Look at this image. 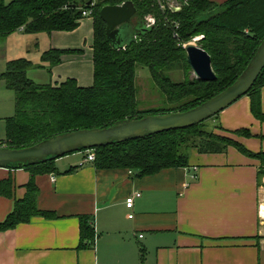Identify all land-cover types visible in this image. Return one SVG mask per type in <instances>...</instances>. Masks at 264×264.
Masks as SVG:
<instances>
[{"label":"trees","instance_id":"16d2710c","mask_svg":"<svg viewBox=\"0 0 264 264\" xmlns=\"http://www.w3.org/2000/svg\"><path fill=\"white\" fill-rule=\"evenodd\" d=\"M131 1L136 9L128 23L132 30L122 49L107 39L105 24L99 17L104 6H118ZM93 82L81 87L74 79L53 86L36 83L27 73L35 66L22 57L8 61L0 80L14 94V114L5 119V138L0 147L21 149L54 136L82 129L106 128L113 124L147 115L190 110L230 86L241 74L264 39V0H194L181 5L179 11L162 12L154 0H94ZM87 0H0V38L18 30L25 35L71 32L83 19L81 11ZM218 6L221 11L212 13ZM211 13L208 18L203 15ZM152 15L155 25L146 28L144 17ZM176 34V36H174ZM202 36L197 46L210 58L214 81L189 79L191 71L183 46ZM81 50L49 49L41 54L47 72L62 63V57L80 55ZM145 68L149 79L163 96V106L139 109L137 70ZM182 72L183 79L175 76ZM264 69L246 93L252 116L264 123L261 89ZM217 115L189 128L171 130L93 149L96 169H123L136 177L151 176L165 169L188 168L192 150L198 154H223L228 148L259 162L258 184L264 177V152L251 153L240 143L214 133L224 130L216 124ZM239 138L254 137L248 130L227 131ZM263 139L262 137H260ZM85 152V151H84ZM56 159L25 169L30 173L24 198L14 200L11 212L0 222V232L32 218L55 219L50 211L37 207L38 189L35 175L56 172ZM11 180L0 181V196L12 198ZM79 248L90 247L94 230L88 217H79Z\"/></svg>","mask_w":264,"mask_h":264},{"label":"crops","instance_id":"0c3cea01","mask_svg":"<svg viewBox=\"0 0 264 264\" xmlns=\"http://www.w3.org/2000/svg\"><path fill=\"white\" fill-rule=\"evenodd\" d=\"M92 29L90 17L71 32L41 36L25 35L20 29L0 38L4 47L12 36L18 37L12 41L35 39L43 44L29 59L24 57L31 51L25 43L23 55L15 51L17 44L3 48L0 74L8 61L23 56L44 66L29 70L28 77L33 73L39 82L53 86L74 79L79 86L90 87ZM49 49L82 54L62 57V63L47 72L40 57ZM0 96L6 101L13 98L14 104V94L5 85ZM261 109L264 113V87ZM12 116L6 113L0 119ZM215 123L230 132L248 130L254 137L235 140L251 153L264 152V123L252 116L247 96L221 111ZM85 157L86 152L68 154L55 160V173L34 176L38 209L53 212L56 218L35 217L0 232V264H264V179L258 184L256 159L234 148L211 155L192 150L188 168L136 177L123 169H96ZM7 179L13 185L12 198L0 196V222L14 200L24 198L30 173L0 168V181ZM134 193L140 196L127 208L125 200ZM80 216L88 217L94 230L90 247H78Z\"/></svg>","mask_w":264,"mask_h":264},{"label":"water","instance_id":"95a60500","mask_svg":"<svg viewBox=\"0 0 264 264\" xmlns=\"http://www.w3.org/2000/svg\"><path fill=\"white\" fill-rule=\"evenodd\" d=\"M90 3L91 0L85 4V7H88ZM168 9L176 12L180 8L168 5ZM135 13L136 9L131 1L118 6H104L99 11V17L105 24L106 37L116 48L122 49L124 47L121 31L128 27V23ZM183 49L187 64L195 79L206 82L216 80L210 58L205 51L193 43L185 44ZM263 69L264 39L260 42L247 66L230 86L190 110L147 115L140 119L120 121L106 128L76 130L21 149L0 147V168L22 169L71 153L84 152L114 143L141 139L149 135L198 125L245 96Z\"/></svg>","mask_w":264,"mask_h":264},{"label":"rangeland","instance_id":"374dc122","mask_svg":"<svg viewBox=\"0 0 264 264\" xmlns=\"http://www.w3.org/2000/svg\"><path fill=\"white\" fill-rule=\"evenodd\" d=\"M214 1L217 4H221L225 0H214ZM9 2H11V0H4L5 4H8ZM221 9H222V7L218 6L212 13H217V12L221 11ZM209 15H211V13L203 15L201 18L206 19L209 17ZM88 18H90V17H88ZM131 35H132V30L130 27H125L121 31V37L123 40L129 39L131 37ZM41 36H45V35L41 34ZM24 37H25V35H24ZM199 37L202 38V36H198L195 38H199ZM13 38H18V37L12 36L11 39H9L7 41V43L5 44V47H4V45L0 46V54L3 52V48L8 49L10 46H13V45L15 46V44H17V46H16L17 48L15 49V51H18L20 53L19 55H23V53H24L23 48H24V43H25L26 47H28V49H31V51L29 52L30 54H27V53L24 54V57H26V58L28 57V59H29V57L35 56L37 49H41L43 46V44H41L40 41H36L35 39L34 40L33 39H26L24 42V41H22V38L20 40L12 41ZM195 38H193V39H195ZM193 39L190 40L189 43H193L197 46V42H194ZM37 44H38V46H37ZM36 47H37V49H36ZM17 49H19V50H17ZM29 77L34 79V81H36L37 83H41V82H39L40 80H38V78H34L33 73H31L29 75ZM188 77H189V79L195 78L191 71L189 72ZM175 79L177 81H181L183 79V74L181 71L176 74ZM2 85L4 88V84H3L2 80H0V87ZM136 85L138 88L137 99H138V103H139V105H138L139 109H149V108H157V107L163 106L164 98L160 94V92L156 89V87L152 84V82L150 81L148 72L145 68H143V69L139 68V70H137ZM11 96H12V94H11ZM6 113L8 114V116L14 114L13 98H12V100L10 99L9 101L8 100L6 101V99L3 100L0 96V117L6 115ZM4 123H5V121L0 119V139H4V133H5V124ZM214 133H216L220 136L226 137V138H230L234 141H236L235 139L238 138L237 136H235V135H233L227 131L214 130ZM71 154H73V153H71ZM262 179H264V177H262L261 180Z\"/></svg>","mask_w":264,"mask_h":264},{"label":"built area","instance_id":"2783aa9c","mask_svg":"<svg viewBox=\"0 0 264 264\" xmlns=\"http://www.w3.org/2000/svg\"><path fill=\"white\" fill-rule=\"evenodd\" d=\"M89 0H87L88 2ZM159 9L164 12L166 8H168V5L174 7V8H181V5L183 4H187L188 1H194V0H154ZM94 0H91V3L88 7H85L82 11H81V15L83 18H88L92 16V10H93V6H94ZM144 25L146 28H151L152 26L155 25V18L152 15H147L144 17ZM174 36H176V34H174ZM199 39H201V37L199 38H195L193 39L194 42L198 41ZM86 152V157H85V162H89V163H93L95 161V153L93 150H88L85 151ZM140 194L139 193H134L131 196H129L128 198H126L125 200V206L127 208H131L133 205V200L134 198L139 197ZM133 215H129L128 218H132Z\"/></svg>","mask_w":264,"mask_h":264},{"label":"bare ground","instance_id":"6f19581e","mask_svg":"<svg viewBox=\"0 0 264 264\" xmlns=\"http://www.w3.org/2000/svg\"><path fill=\"white\" fill-rule=\"evenodd\" d=\"M261 207H262V210L264 211V204H263V205H261Z\"/></svg>","mask_w":264,"mask_h":264}]
</instances>
